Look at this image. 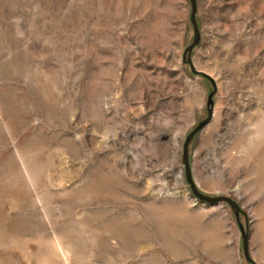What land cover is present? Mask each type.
Returning a JSON list of instances; mask_svg holds the SVG:
<instances>
[{
    "label": "rangeland",
    "instance_id": "obj_1",
    "mask_svg": "<svg viewBox=\"0 0 264 264\" xmlns=\"http://www.w3.org/2000/svg\"><path fill=\"white\" fill-rule=\"evenodd\" d=\"M190 13L0 0V264H264V0H197L210 79Z\"/></svg>",
    "mask_w": 264,
    "mask_h": 264
},
{
    "label": "water",
    "instance_id": "obj_2",
    "mask_svg": "<svg viewBox=\"0 0 264 264\" xmlns=\"http://www.w3.org/2000/svg\"><path fill=\"white\" fill-rule=\"evenodd\" d=\"M189 1L191 5L190 22L193 27L194 38H193L192 43L185 50L184 61L185 63L189 65L192 73L201 75V76L206 77L207 79H210V77L207 74L195 70L192 60H191L192 50L199 44V41H200V28H199L198 21H197V0H189ZM214 93L215 91H212L208 97V108H209L208 117L199 123V125L187 136L184 142L182 161H183V165L185 169V177H186V181L189 184L193 195L197 199L203 202L210 203V204H218L220 202H226L235 210V214L238 217L239 212H240V207L233 199L229 197H225V196L209 197L207 195L202 194L197 189V186L195 185V182L193 180V174H192L190 161H189V146H190L191 141L212 119ZM240 229H241V234H242V247H243L245 258L248 262L255 264L249 255V233L245 231L242 226H240Z\"/></svg>",
    "mask_w": 264,
    "mask_h": 264
}]
</instances>
